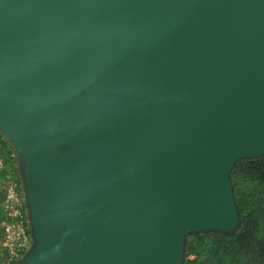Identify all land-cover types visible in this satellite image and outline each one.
Returning <instances> with one entry per match:
<instances>
[{"label":"water","instance_id":"water-1","mask_svg":"<svg viewBox=\"0 0 264 264\" xmlns=\"http://www.w3.org/2000/svg\"><path fill=\"white\" fill-rule=\"evenodd\" d=\"M0 131L17 264H184L239 229L232 170L264 156V0H0Z\"/></svg>","mask_w":264,"mask_h":264},{"label":"trees","instance_id":"trees-1","mask_svg":"<svg viewBox=\"0 0 264 264\" xmlns=\"http://www.w3.org/2000/svg\"><path fill=\"white\" fill-rule=\"evenodd\" d=\"M237 166L255 183L254 189L249 194L242 193L234 183L240 227L230 235H213L219 238L217 245L222 250L208 261L211 264H264V156L241 160ZM236 170L237 167L234 172Z\"/></svg>","mask_w":264,"mask_h":264},{"label":"rangeland","instance_id":"rangeland-1","mask_svg":"<svg viewBox=\"0 0 264 264\" xmlns=\"http://www.w3.org/2000/svg\"><path fill=\"white\" fill-rule=\"evenodd\" d=\"M239 161L231 173V183L233 186L234 196L236 199V187L234 183H237V188L243 193L249 194L253 189L255 183L245 176L246 172L242 171L237 166ZM21 166L19 156L17 155L13 145L9 141L8 137L0 131V264H3L7 260V249L3 237V224L7 221L3 214V207L5 204V195L8 186L12 181L17 182L18 192L22 197L23 204L26 210L25 190L23 181L21 178ZM27 214V212H26ZM28 218V217H27ZM30 238L32 239L31 230L29 226ZM215 232L199 233V234H188L185 238V262L193 261V264H211L208 258L219 254L221 247L217 245L220 243L219 238H215ZM202 239V240H201Z\"/></svg>","mask_w":264,"mask_h":264},{"label":"built area","instance_id":"built-area-1","mask_svg":"<svg viewBox=\"0 0 264 264\" xmlns=\"http://www.w3.org/2000/svg\"><path fill=\"white\" fill-rule=\"evenodd\" d=\"M3 214L7 219L3 224L7 260L3 264H17L30 250L32 239L25 206L15 181L6 190Z\"/></svg>","mask_w":264,"mask_h":264}]
</instances>
